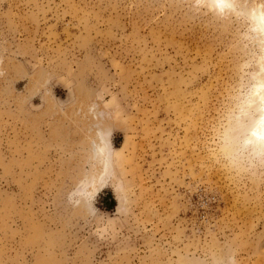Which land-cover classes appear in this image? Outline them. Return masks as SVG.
Listing matches in <instances>:
<instances>
[{"label": "rangeland", "instance_id": "374dc122", "mask_svg": "<svg viewBox=\"0 0 264 264\" xmlns=\"http://www.w3.org/2000/svg\"><path fill=\"white\" fill-rule=\"evenodd\" d=\"M210 9L0 0V264H212L229 249L264 264V168L236 156L228 119L257 49L246 17ZM89 103L126 189L104 187L95 214L68 203L92 170Z\"/></svg>", "mask_w": 264, "mask_h": 264}, {"label": "clouds", "instance_id": "9594fccd", "mask_svg": "<svg viewBox=\"0 0 264 264\" xmlns=\"http://www.w3.org/2000/svg\"><path fill=\"white\" fill-rule=\"evenodd\" d=\"M209 3L211 11L221 15L234 13L244 16L249 23V33L245 35V39L255 45L257 51L253 53L250 62L245 61L242 71L250 64H255L256 70L243 73L238 87L234 90L235 103L228 113V119L235 122L237 130H247L236 156L247 159L251 169L264 168V0H258L246 12L238 9L237 0H209ZM112 134L113 129L110 127L95 129L90 140L89 155L95 165L96 174L86 184L82 180L77 186L78 190L69 193L68 203L73 207L90 202L91 213H97L93 202L97 194L109 184L114 190L119 189L122 196L125 195L124 182L116 176L119 158L118 151L114 150L111 142ZM245 151L247 156L244 155ZM212 264H238L237 253L229 249L226 261L223 257H214Z\"/></svg>", "mask_w": 264, "mask_h": 264}, {"label": "bare ground", "instance_id": "6f19581e", "mask_svg": "<svg viewBox=\"0 0 264 264\" xmlns=\"http://www.w3.org/2000/svg\"><path fill=\"white\" fill-rule=\"evenodd\" d=\"M199 1H202V2L206 1L209 4V6L211 7V5L209 3V0H199ZM237 5H238V0H237ZM253 5H250V7L253 6ZM238 6H239L238 9H240L241 11H245V12L249 8V7H244L241 4L238 5ZM225 14H227V13H225ZM90 108L92 109V111H90ZM79 109L82 111V113L84 112L85 115H86V126H87L86 127L87 128V137H86L87 142H86V146H87V150L89 151L90 140L93 137V134H94L95 129L98 128V127H110L111 128V124H110V122L104 116L101 115V113L97 109V105H92V104L89 103V106L88 107H81ZM229 130H230V132L232 134L233 141L236 142L237 149L239 150L240 146L242 145L243 138L247 135V130H245V129H239V130H237L234 121H232L230 123ZM87 158L91 162V166H92V168H91L92 170H91V172L89 173V176H88V180H89L90 178H92V177L95 176V174H96V168H95V165H94L93 161L90 159V155L89 154H88Z\"/></svg>", "mask_w": 264, "mask_h": 264}]
</instances>
